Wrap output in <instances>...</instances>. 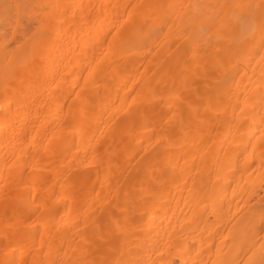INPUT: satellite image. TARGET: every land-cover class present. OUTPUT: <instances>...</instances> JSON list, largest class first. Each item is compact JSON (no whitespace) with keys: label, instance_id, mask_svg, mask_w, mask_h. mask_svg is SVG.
<instances>
[{"label":"bare ground","instance_id":"1","mask_svg":"<svg viewBox=\"0 0 264 264\" xmlns=\"http://www.w3.org/2000/svg\"><path fill=\"white\" fill-rule=\"evenodd\" d=\"M262 115L264 0H0V264H259Z\"/></svg>","mask_w":264,"mask_h":264},{"label":"snow or ice","instance_id":"2","mask_svg":"<svg viewBox=\"0 0 264 264\" xmlns=\"http://www.w3.org/2000/svg\"><path fill=\"white\" fill-rule=\"evenodd\" d=\"M37 23H39V21H37ZM16 24H17V27L19 28L21 25H24L25 27H27V25L25 24V18L24 16H21L20 19L18 21H16ZM21 39H24L23 36L20 37ZM261 121L262 123H264V115H262L261 117ZM262 147H264V143H262L261 145ZM262 215H264V213H262ZM262 258L261 260L259 261V264H264V246H262Z\"/></svg>","mask_w":264,"mask_h":264}]
</instances>
